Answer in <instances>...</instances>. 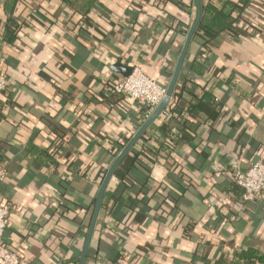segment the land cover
Wrapping results in <instances>:
<instances>
[{
	"label": "crops",
	"instance_id": "1",
	"mask_svg": "<svg viewBox=\"0 0 264 264\" xmlns=\"http://www.w3.org/2000/svg\"><path fill=\"white\" fill-rule=\"evenodd\" d=\"M195 15L194 0H0L2 243L26 264L78 263L107 170L155 109L112 81L138 67L168 87ZM230 15L194 31L106 184L84 264H263L264 201L232 176L264 163V0Z\"/></svg>",
	"mask_w": 264,
	"mask_h": 264
},
{
	"label": "built area",
	"instance_id": "2",
	"mask_svg": "<svg viewBox=\"0 0 264 264\" xmlns=\"http://www.w3.org/2000/svg\"><path fill=\"white\" fill-rule=\"evenodd\" d=\"M6 77L0 71V92L5 90ZM167 87L148 77L140 68L133 67L127 76H119L112 81L111 92L130 96L155 108L165 97ZM5 178L0 166V187ZM233 181L242 189V199L264 201V163L260 160L251 163L244 171L236 168L233 172ZM9 224L8 205L0 203V261L5 264H26L25 260L15 251L2 243V236Z\"/></svg>",
	"mask_w": 264,
	"mask_h": 264
},
{
	"label": "water",
	"instance_id": "3",
	"mask_svg": "<svg viewBox=\"0 0 264 264\" xmlns=\"http://www.w3.org/2000/svg\"><path fill=\"white\" fill-rule=\"evenodd\" d=\"M194 4H195V8H196V15H195V19L193 21V24L186 36L183 48H182V52H181V56L178 60L177 63V67L175 69V72L173 74V77L170 81V84L167 87V91H166V95L165 97L161 100V102L155 107L154 111L152 112V114L149 116V118L139 127V129L137 130V132L134 134V136L131 138V140L126 144V146L123 148V150L119 153V155L116 157V159L114 160V162L111 164V166L108 168L107 173L101 183V186L99 188L98 194L96 196V200H95V205H94V210H93V215H92V219L90 222V226L88 229V233L85 239V243L83 246V249L81 251L79 260L77 264H84L85 258H86V254H87V249L89 246V242L91 239V235H92V231H93V227L99 212V208H100V204H101V198L104 192V189L106 187V184L109 180V178L111 177V175L113 174L114 170L117 168V166L120 164V162L123 160V158L125 157V155L130 151V149L132 148V146L137 142V140L140 138V136L144 133V131L150 126V124H152V122L159 116V114L164 110V108L166 107L169 98L172 96L173 94V90L175 87V83L179 74V70L183 61V58L185 56V53L187 51L188 45L190 43V40L193 36L194 31L196 30L198 23L200 21L201 18V10H200V0H194ZM123 76H127L130 72H131V68L130 67H126V72L124 71H120Z\"/></svg>",
	"mask_w": 264,
	"mask_h": 264
},
{
	"label": "trees",
	"instance_id": "4",
	"mask_svg": "<svg viewBox=\"0 0 264 264\" xmlns=\"http://www.w3.org/2000/svg\"><path fill=\"white\" fill-rule=\"evenodd\" d=\"M222 4L220 9L215 8L210 2L200 0V10L201 18L198 23L195 35L203 34L208 35L209 32L213 31L215 26L218 25L219 18L226 20V22L231 25L237 20L236 17L230 15L231 12L235 11L240 14L242 10L250 3V0H239L238 3H232L229 0H221ZM141 148L136 151L133 158L134 163L142 164L144 170L147 172V177L150 176L151 162L143 161L139 157L141 155ZM150 180V177L147 178V182ZM264 264V260L262 261Z\"/></svg>",
	"mask_w": 264,
	"mask_h": 264
}]
</instances>
